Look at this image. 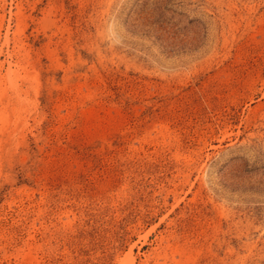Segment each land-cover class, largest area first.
Instances as JSON below:
<instances>
[{
    "label": "rangeland",
    "instance_id": "1",
    "mask_svg": "<svg viewBox=\"0 0 264 264\" xmlns=\"http://www.w3.org/2000/svg\"><path fill=\"white\" fill-rule=\"evenodd\" d=\"M0 264H264V0H0Z\"/></svg>",
    "mask_w": 264,
    "mask_h": 264
}]
</instances>
